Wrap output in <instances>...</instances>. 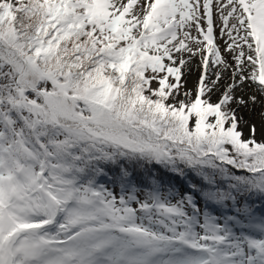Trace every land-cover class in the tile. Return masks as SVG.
<instances>
[{"label":"snow or ice","instance_id":"6c2138e0","mask_svg":"<svg viewBox=\"0 0 264 264\" xmlns=\"http://www.w3.org/2000/svg\"><path fill=\"white\" fill-rule=\"evenodd\" d=\"M257 105L264 0H0V264H264Z\"/></svg>","mask_w":264,"mask_h":264},{"label":"bare ground","instance_id":"6f19581e","mask_svg":"<svg viewBox=\"0 0 264 264\" xmlns=\"http://www.w3.org/2000/svg\"><path fill=\"white\" fill-rule=\"evenodd\" d=\"M202 69L199 67V57L194 58L192 61L190 68L185 70V76L183 79H185V90L189 89H195L196 84L199 80V76L201 74ZM225 80H227V76L225 77ZM252 90L249 88H246L243 95L245 96V99H247V96L251 94ZM216 94L219 95V92ZM213 95V97H216L218 95ZM261 110V106L257 105L255 109L251 112L249 115L247 113V110H245L246 119H248L250 122H255L257 127L260 129V132L258 133L257 139H264V128L260 125V118H259V112ZM247 134V131H245V135ZM247 136V135H246Z\"/></svg>","mask_w":264,"mask_h":264},{"label":"rangeland","instance_id":"374dc122","mask_svg":"<svg viewBox=\"0 0 264 264\" xmlns=\"http://www.w3.org/2000/svg\"><path fill=\"white\" fill-rule=\"evenodd\" d=\"M217 37H218V39H217V43L218 44H220V46L221 47H223V43H224V41L223 40H221V39H219V30L217 29ZM185 79H183V83H184V85H185ZM193 89H189V91H192ZM216 95H218V94H216ZM212 99L213 100H215L216 99V97H212ZM242 111H245V110H242ZM247 135V134H246Z\"/></svg>","mask_w":264,"mask_h":264}]
</instances>
